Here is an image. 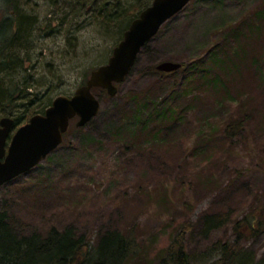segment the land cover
<instances>
[{
  "label": "rangeland",
  "instance_id": "374dc122",
  "mask_svg": "<svg viewBox=\"0 0 264 264\" xmlns=\"http://www.w3.org/2000/svg\"><path fill=\"white\" fill-rule=\"evenodd\" d=\"M118 1L127 8L138 0H18L37 26L17 77L11 80L0 65V81L17 98L0 109V119L19 122L11 135L108 62L129 21L107 23L101 7ZM14 11L0 0V22ZM218 41L227 66L208 58ZM169 60L188 64L192 74L163 76L155 67ZM202 63L208 77L226 82L221 104L222 92L197 74ZM261 75L264 0H192L146 43L115 96L97 91L101 107L92 120L82 127L73 120L57 149L0 187V211L19 235L72 226L96 244L108 230L131 232L143 254L127 264H167V246L179 231L195 264H215L225 242L239 244L241 264H264ZM174 87L181 91L171 96ZM172 97L182 114L169 129L150 101ZM138 104L150 106L143 114L149 125L135 121ZM208 216L228 221L209 230Z\"/></svg>",
  "mask_w": 264,
  "mask_h": 264
},
{
  "label": "trees",
  "instance_id": "16d2710c",
  "mask_svg": "<svg viewBox=\"0 0 264 264\" xmlns=\"http://www.w3.org/2000/svg\"><path fill=\"white\" fill-rule=\"evenodd\" d=\"M1 1L5 3L6 6H12L13 9H15L14 13L9 14L10 16L4 18V20L0 22V65L2 64L5 71L8 68V70L4 72L6 75H9L11 80H14L18 72L23 68L24 55L29 49L27 43L30 42L33 37L32 32L36 28L37 22L31 20L32 17L19 8L18 0ZM48 1L53 3L57 2V0ZM138 1L127 8H124L120 1H118L117 5L111 6L110 8L106 5L101 7V9L103 8L102 10L107 12L105 13L107 23L111 21L114 23H122L126 20L129 21L122 33L121 40L131 22L150 4H143L141 0ZM2 27L3 29H1ZM231 34L237 35L236 32ZM224 40L228 41V37H225ZM219 41L216 43L217 50L210 52L208 58L210 62H213L216 66L222 67L223 64L227 66L226 61L222 58L219 51L221 48V42ZM204 61L205 60L199 62ZM182 64L183 67L178 71L183 70L191 75L192 73L188 68V64H184L183 62ZM202 66V68H199V65L197 66V68H199L197 74L201 72L199 77L203 80L205 78L204 81H207V87L211 85L210 87L214 88L215 91L217 90V93L218 91L222 92V96L218 101L219 103L220 101H226L228 97L226 82L218 75L208 77L209 74L211 75V73H208L210 68H206L203 63ZM226 70L228 73L234 72L233 67H228ZM230 70H232V72ZM178 71L170 74H161L163 76L172 75ZM186 78L187 76L184 77V79ZM261 79H264V75H261ZM85 82L86 81H84V83ZM99 90L103 89H93L97 96V91ZM175 91L181 90H177L176 87L172 88L171 96ZM191 91H195V88L193 87ZM191 95L195 96V92H192ZM10 96L12 99H17L14 98L11 91L4 84V81H0V109L6 104V100ZM195 98H199V96H195ZM172 99L173 97L164 99L163 102L157 99L156 101H150L153 105H151L153 107L152 114L158 119L163 117L161 120L162 122H168V124L164 123L166 124L164 126L169 129L180 122L178 116L182 114L181 111L175 108L171 102ZM49 105L37 112L35 111L34 114L43 113ZM149 107L146 104H138L139 116H137L135 120L138 124L144 121L142 126L149 125L147 119L144 118L143 115L144 110ZM31 115L33 114H30V116ZM148 117L151 118L152 115H148ZM28 120L29 119H27L26 122ZM223 121L224 120H222V122ZM18 123L17 119H15V125ZM161 129L162 128L156 129L157 135L160 134ZM134 131H136L135 127ZM157 135L155 134L154 136ZM247 220L251 223L250 219ZM205 221L206 225L209 226V230H211L225 225L228 219H224V217L217 218V216H208L205 218ZM219 247V258L215 261V264H241L240 262L242 261L241 259L244 253L239 247V244L225 242L220 244ZM142 254L143 253L140 252L138 240L132 236L131 232L125 234L120 229L108 230L100 236L96 244H93L85 235H80L72 226H67L62 229L51 227L46 233L34 232L32 234L19 235L12 228L7 212L0 211V264H127V261L132 257L142 256ZM164 258L167 264H195L186 251L180 231L167 246L166 256Z\"/></svg>",
  "mask_w": 264,
  "mask_h": 264
},
{
  "label": "water",
  "instance_id": "95a60500",
  "mask_svg": "<svg viewBox=\"0 0 264 264\" xmlns=\"http://www.w3.org/2000/svg\"><path fill=\"white\" fill-rule=\"evenodd\" d=\"M192 0H153L144 8L125 31L123 39L114 48L108 62L94 69L85 84L79 86L73 95H58L44 113L31 116L8 138L14 128V118L0 119V187L24 174L64 140V134L73 118L79 117L77 126H85L98 113L100 99L93 88L107 90L115 96L118 84L131 72L142 48L160 30L162 25L182 11ZM182 67L181 62L162 61L156 68L160 72H174Z\"/></svg>",
  "mask_w": 264,
  "mask_h": 264
},
{
  "label": "flooded vegetation",
  "instance_id": "af4514ba",
  "mask_svg": "<svg viewBox=\"0 0 264 264\" xmlns=\"http://www.w3.org/2000/svg\"><path fill=\"white\" fill-rule=\"evenodd\" d=\"M73 120H78V118L76 117V118H74Z\"/></svg>",
  "mask_w": 264,
  "mask_h": 264
}]
</instances>
